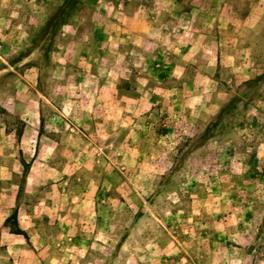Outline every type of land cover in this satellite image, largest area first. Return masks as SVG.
Here are the masks:
<instances>
[{
	"label": "rangeland",
	"instance_id": "rangeland-1",
	"mask_svg": "<svg viewBox=\"0 0 264 264\" xmlns=\"http://www.w3.org/2000/svg\"><path fill=\"white\" fill-rule=\"evenodd\" d=\"M127 2L0 0V264H264V0Z\"/></svg>",
	"mask_w": 264,
	"mask_h": 264
},
{
	"label": "crops",
	"instance_id": "crops-1",
	"mask_svg": "<svg viewBox=\"0 0 264 264\" xmlns=\"http://www.w3.org/2000/svg\"><path fill=\"white\" fill-rule=\"evenodd\" d=\"M109 2H111L113 6L111 8H114L115 10L119 7L123 10L131 7V3L127 2V0H114V1L109 0ZM137 14H138V11H135L130 14L119 15L117 19H108L111 23L116 25L114 35H116V31H117V34H121L124 37L125 36H131V37L137 36L138 33L135 34L134 32L135 31L138 32V30L139 31L143 30L144 24L145 22H147V20L143 21V19L140 18ZM102 18L107 20L105 16H103Z\"/></svg>",
	"mask_w": 264,
	"mask_h": 264
},
{
	"label": "trees",
	"instance_id": "trees-1",
	"mask_svg": "<svg viewBox=\"0 0 264 264\" xmlns=\"http://www.w3.org/2000/svg\"><path fill=\"white\" fill-rule=\"evenodd\" d=\"M8 218H7V222H8ZM12 223L16 224L15 221H13ZM11 231L12 232H15V233H21V234H24L23 230L19 229L18 227H15V228H11Z\"/></svg>",
	"mask_w": 264,
	"mask_h": 264
}]
</instances>
